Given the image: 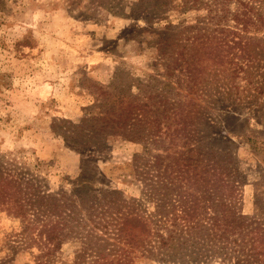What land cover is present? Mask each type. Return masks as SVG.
Returning <instances> with one entry per match:
<instances>
[{
	"label": "rangeland",
	"instance_id": "rangeland-1",
	"mask_svg": "<svg viewBox=\"0 0 264 264\" xmlns=\"http://www.w3.org/2000/svg\"><path fill=\"white\" fill-rule=\"evenodd\" d=\"M238 9L264 0H0V171L26 207L0 210V264H264L176 201L216 169L264 241V29Z\"/></svg>",
	"mask_w": 264,
	"mask_h": 264
},
{
	"label": "trees",
	"instance_id": "trees-1",
	"mask_svg": "<svg viewBox=\"0 0 264 264\" xmlns=\"http://www.w3.org/2000/svg\"><path fill=\"white\" fill-rule=\"evenodd\" d=\"M233 18L237 27L244 32L249 31L252 27L256 28L257 31L264 29V17L255 19L247 11L242 12L241 9H238L233 14ZM231 33L232 35L236 34L235 31H231ZM239 40L236 41L227 37L222 42L221 50L228 51L226 56L230 62H233V59L229 58L231 51L242 48V41ZM217 61H219L218 63L222 62L221 60ZM179 173L181 176L184 175L183 178L187 179L185 182L188 184L197 179L196 175L195 177L190 175L189 167L180 169ZM200 175L201 182L205 184L201 187L204 193L200 194L196 189L184 188L182 184L177 195V207L180 209V217L184 220V226H188L187 229L194 227V224H202L203 226L202 219H208V221H205V225H209L215 232L220 231L221 238L230 240L232 239L230 237L234 236V241H240V243L243 241L240 246L245 245L246 247L249 244L252 256L256 257L259 254V247L263 246L260 249H264V241L255 229H249L250 223L246 220V217L238 213L237 209L233 207V199L236 197L237 188L229 183L226 177L216 169H205L200 172ZM22 191V189H19L18 184L13 181L11 175L0 171V210L7 211L17 217H26V207L21 197ZM132 218L143 225L142 233L147 234L144 235V238H147L149 235L147 223L139 217ZM36 229H38L39 240H44L47 246L60 245L63 241L62 228L57 222L45 223L36 227ZM247 238L250 243L246 242Z\"/></svg>",
	"mask_w": 264,
	"mask_h": 264
}]
</instances>
